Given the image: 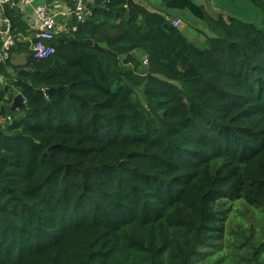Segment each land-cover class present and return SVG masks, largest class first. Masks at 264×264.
I'll return each instance as SVG.
<instances>
[{"label":"trees","instance_id":"obj_1","mask_svg":"<svg viewBox=\"0 0 264 264\" xmlns=\"http://www.w3.org/2000/svg\"><path fill=\"white\" fill-rule=\"evenodd\" d=\"M197 1L94 2L45 59L4 6L0 264H264V0Z\"/></svg>","mask_w":264,"mask_h":264},{"label":"built area","instance_id":"obj_2","mask_svg":"<svg viewBox=\"0 0 264 264\" xmlns=\"http://www.w3.org/2000/svg\"><path fill=\"white\" fill-rule=\"evenodd\" d=\"M16 1L18 0H0V5H9L15 3ZM97 1L104 3L109 2L110 0H74L71 7L60 11V17L65 20L73 19L77 23L83 22L91 15L88 6ZM33 15L36 21V26L32 33L34 41L31 46V51L35 58L45 59L54 52L53 47L48 45V43H50L61 31L56 23L55 15L45 5L36 6L34 8ZM168 20L175 28H179L181 25L180 19L168 18ZM6 25L7 31L5 32V37L1 46L2 60H5L8 57L9 48L13 46V39L9 34L8 23H6ZM72 30H75V27H73ZM145 63L146 60H144V64Z\"/></svg>","mask_w":264,"mask_h":264},{"label":"rangeland","instance_id":"obj_3","mask_svg":"<svg viewBox=\"0 0 264 264\" xmlns=\"http://www.w3.org/2000/svg\"><path fill=\"white\" fill-rule=\"evenodd\" d=\"M197 4L201 5L206 13L212 18H215L220 11L223 12L222 9L225 12H228L229 15L242 20H250L258 14L249 8V4L246 0H207L197 1ZM172 17L181 20L179 29L183 31L186 37L193 43L202 44L204 41V35L209 34V30L204 22L195 19L186 12H176L175 14H172ZM247 223L250 224L251 221H248ZM262 224H264V222H262ZM251 225L254 229L257 227L254 222H252Z\"/></svg>","mask_w":264,"mask_h":264},{"label":"crops","instance_id":"obj_4","mask_svg":"<svg viewBox=\"0 0 264 264\" xmlns=\"http://www.w3.org/2000/svg\"><path fill=\"white\" fill-rule=\"evenodd\" d=\"M73 2L74 0H18L15 3L9 4V6L12 7L14 11H17L19 12V14L22 15L24 21L27 23L29 29L33 33L36 26V21L33 15L34 8L38 5H45L55 15V20L58 25V28L61 32H63L69 28L70 20L69 19L65 20L61 18L59 13L62 9L71 7L73 5ZM141 3L149 10L154 9L152 3L146 1H142ZM4 6L5 5H0V62L3 61L1 46L5 37V32L7 31L6 23H8L9 26L8 20L3 17ZM11 62L16 65L23 64L25 62V54L23 53L12 54ZM0 80L4 84L10 83L9 80H5L1 77Z\"/></svg>","mask_w":264,"mask_h":264},{"label":"water","instance_id":"obj_5","mask_svg":"<svg viewBox=\"0 0 264 264\" xmlns=\"http://www.w3.org/2000/svg\"><path fill=\"white\" fill-rule=\"evenodd\" d=\"M9 85L8 84H4L2 83V81L0 80V89H9ZM24 102V98L21 95H16L13 99L12 105L10 107V109L8 110V112L16 110L17 108H19V106Z\"/></svg>","mask_w":264,"mask_h":264}]
</instances>
